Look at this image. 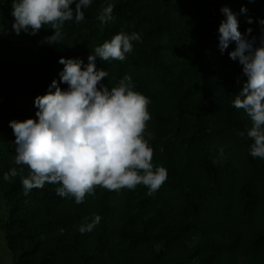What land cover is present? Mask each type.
Segmentation results:
<instances>
[{"label": "trees", "instance_id": "1", "mask_svg": "<svg viewBox=\"0 0 264 264\" xmlns=\"http://www.w3.org/2000/svg\"><path fill=\"white\" fill-rule=\"evenodd\" d=\"M12 3L0 0V202L13 263L264 264V158L250 154V118L233 105L247 77L228 54L235 43L223 54L218 47L222 7L238 15L240 32L252 28L247 38L260 46L264 0H92L84 21L65 22L56 43L46 39L55 32L49 26L17 35ZM109 3L115 19L101 26ZM121 32L141 39L124 61L97 57L96 68L108 72L109 89L128 75L150 100L145 133L167 179L151 194L144 185L96 186L81 204L57 195L56 184L25 195L20 177L3 179L19 167L9 122L37 119L35 98L59 83L61 57L86 65L95 47ZM96 216L99 223L81 233Z\"/></svg>", "mask_w": 264, "mask_h": 264}, {"label": "clouds", "instance_id": "2", "mask_svg": "<svg viewBox=\"0 0 264 264\" xmlns=\"http://www.w3.org/2000/svg\"><path fill=\"white\" fill-rule=\"evenodd\" d=\"M91 4L92 0H13L12 28L17 35H35L49 26L55 32L46 39L56 43L65 22H83L82 9ZM114 7L109 3L102 8L98 16L101 26L115 19ZM220 11L225 19L218 28L219 50L223 54L234 42L236 47L228 54L239 61L247 77L233 105L250 118L247 136L254 141L250 154L264 158V38L260 46H255V37L247 38L252 28L240 32L238 15L228 7ZM240 11L246 13L247 9L242 7ZM252 22L249 17L247 23ZM259 23L264 25V20ZM140 39L138 33L115 34L92 50L86 65L81 59H59L64 65L59 83L68 87L62 90L54 79L49 91L35 98L37 119L9 122L16 137L15 164L19 167L4 173V180L11 182L20 177L25 195L42 189L46 183L56 184L57 195L74 198L76 204L83 203L86 194L94 195L96 186L115 191L144 185L149 194L158 190L167 179V171L152 163L149 141L154 137L145 133L150 100L134 90L135 84L128 75L109 89L102 83L108 72L97 69L95 63L97 57L105 62L124 61L133 50L132 42ZM99 220L96 216L92 223L81 225L79 231H91Z\"/></svg>", "mask_w": 264, "mask_h": 264}, {"label": "rangeland", "instance_id": "3", "mask_svg": "<svg viewBox=\"0 0 264 264\" xmlns=\"http://www.w3.org/2000/svg\"><path fill=\"white\" fill-rule=\"evenodd\" d=\"M7 218V209L2 202H0V264H14L13 257L8 250L2 231V224Z\"/></svg>", "mask_w": 264, "mask_h": 264}]
</instances>
